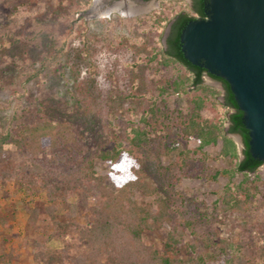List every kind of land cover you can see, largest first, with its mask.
Here are the masks:
<instances>
[{"label": "trees", "instance_id": "obj_1", "mask_svg": "<svg viewBox=\"0 0 264 264\" xmlns=\"http://www.w3.org/2000/svg\"><path fill=\"white\" fill-rule=\"evenodd\" d=\"M29 1L14 0L15 6L0 17V38L18 27L19 18L25 13L24 10L21 14L20 8ZM52 2L54 14L73 18V23L76 22L75 15L86 12L92 4V0ZM178 2H174L172 9L175 11L172 19L177 18V21L172 27L167 48H153L155 54L150 58V62L158 60L157 72L165 75L163 84L151 97L152 105L121 141L99 149L93 158L87 157L85 149L75 148L79 141L75 127L53 118L45 97L38 99L39 104L18 103L6 120L7 125L0 123V154L13 149L23 159L21 165L14 167L0 164V197L8 200L3 210L0 209V247L7 244L10 247H32L31 256L37 264H73L74 261H88L89 264H203V256L188 260L176 258L185 236L184 227L191 228L193 221L185 219L182 213L181 216L179 210L180 218L173 217V205L168 197L159 193L157 183L146 171L144 157L138 154L139 149L160 134L165 154L176 152L181 159L178 165L183 174L188 173L189 160L194 161L198 155H204L205 147L216 146L221 141L219 155L229 158L231 166L207 176L216 181L220 177L229 180L222 197L223 210H247L251 193L246 191L248 185L257 179V176L253 179L250 175L257 173L264 162L250 152L249 130L229 84L212 76L224 84L225 95L220 102L217 98L222 92L204 83L205 69L185 59L181 33L193 13L187 5L183 8ZM195 2V11L203 14L204 0ZM172 19L160 15L155 22L161 26ZM67 43L68 39L64 37L61 45L45 61L57 60ZM177 66L184 68L185 74L173 78L167 72ZM191 87L194 94L190 95ZM186 95L189 96L186 105L170 106V100ZM210 105H218L219 119L209 115ZM226 122L229 123L228 129L224 127ZM234 134L243 140L242 159L236 142L230 137ZM192 139H197L200 144L195 150L187 148ZM96 162L105 165L109 172L100 175L96 171ZM236 174H242L244 179L235 190L231 181ZM243 184L247 185L242 187ZM135 190L146 198L157 197L141 204L133 198ZM243 192L247 193L245 198ZM92 198L97 200L92 203ZM4 212L11 213L13 220L9 221ZM19 214L22 225L15 219ZM165 224L171 225V230L163 248L140 246L145 231L161 229ZM23 231L29 235L41 232L42 235L26 243L11 244L13 238H21ZM66 240L85 247L83 254L74 258L72 250L66 252L53 246L56 241ZM208 240L206 246L210 248L212 239ZM19 260L20 253L14 248L0 255V264H13ZM256 260L255 252L243 242L228 263L257 264Z\"/></svg>", "mask_w": 264, "mask_h": 264}, {"label": "rangeland", "instance_id": "obj_2", "mask_svg": "<svg viewBox=\"0 0 264 264\" xmlns=\"http://www.w3.org/2000/svg\"><path fill=\"white\" fill-rule=\"evenodd\" d=\"M175 1L151 0L139 5L132 0H92L89 10L77 13L73 23V18L54 14L52 0H30L20 8L21 14L24 10L25 13L19 18L18 27L0 38V123L7 125L6 120L18 103L39 104L38 99L45 97L52 117L75 127L79 140L75 148L85 149L87 157L93 158L99 149L121 141L152 105L151 97L163 84L165 75L157 72L158 60L150 62V58L155 54L153 48L165 49V32L175 15L172 10ZM178 1L183 8L190 3V0ZM120 4L122 9H127L130 4L137 5L139 11L125 14L112 9ZM14 6V0H0V17ZM160 15L172 20L160 26L155 22ZM64 37L68 39L64 53L53 62L45 61ZM167 73L174 78L183 76L185 69L177 66ZM208 82L206 85L210 86ZM193 89L189 88L190 95L194 94ZM217 99L223 102V94ZM188 102L186 95L170 100V106L179 103L184 106ZM158 103L162 104L161 101ZM217 107H209L213 119L221 117ZM224 127L228 129L229 123L226 122ZM230 137L236 142L242 159L244 145L241 147V141L235 135ZM199 145L197 139H192L187 148L195 150ZM221 149V141L216 146L205 147L204 155L189 160L187 174L180 170L181 159L176 152L165 154L161 134L139 149L138 154L144 157L146 171L157 183L159 193L168 197L173 205V217L180 218L182 213L185 219L193 221L191 228L184 227L185 236L176 258L188 260L203 256V264H229L238 245L245 242V246L255 252L257 264H264V164L257 173L250 175L257 179L246 191L251 193L247 210H223L222 197L229 180L220 177L216 181L207 176L231 166L229 158L219 155ZM22 162L20 154L13 149L0 154V164L6 167ZM96 171L103 176L109 172L98 162ZM243 179L242 174L234 175L231 187L236 190ZM241 194L243 198L247 195ZM133 196L141 204L157 197H143L137 190ZM96 200L92 198L91 202ZM7 203L8 200L0 197L1 210ZM3 215L9 221L13 220L11 213L4 212ZM20 218V214L15 217L22 225ZM170 230L171 225L165 224L161 229L145 231L140 246L163 248ZM23 232L21 238H13L11 244L26 243L42 235L41 232L36 235ZM208 239H212L210 248L206 246ZM10 246L0 247V255L14 248L20 253V260L13 264H37L31 256L32 247ZM53 246L66 252L72 250L74 258L80 257L85 250L71 240L56 241ZM73 264L89 262L74 261Z\"/></svg>", "mask_w": 264, "mask_h": 264}, {"label": "water", "instance_id": "obj_3", "mask_svg": "<svg viewBox=\"0 0 264 264\" xmlns=\"http://www.w3.org/2000/svg\"><path fill=\"white\" fill-rule=\"evenodd\" d=\"M181 42L190 63L204 61L229 84L249 130L250 152L264 162V0H211L210 18L191 22Z\"/></svg>", "mask_w": 264, "mask_h": 264}, {"label": "flooded vegetation", "instance_id": "obj_4", "mask_svg": "<svg viewBox=\"0 0 264 264\" xmlns=\"http://www.w3.org/2000/svg\"><path fill=\"white\" fill-rule=\"evenodd\" d=\"M127 1V0H126ZM132 1H135L137 3H139V5H142L144 3H149L151 0H132ZM195 0H190V3L188 4L189 6V10L193 13L191 14V20L187 23V25L185 26V28L191 23V22H194V21H202V20H207L210 18L211 16V0H204L203 2V14L201 13H198L195 11ZM132 4H130L131 6ZM129 6V7H130ZM137 12V11H136ZM135 13V12H134ZM132 14V13H131ZM177 21V18L173 19L169 24H168V27L166 29V32H165V37H166V46L165 48H167V42H168V38L170 37L171 35V31H172V27L173 25L176 23ZM185 28L183 29V31L185 30ZM182 31V32H183ZM182 34V33H181ZM182 44V42H181ZM183 50V48H182ZM184 53V52H183ZM184 57L185 59L187 60L185 54H184ZM194 65V64H193ZM199 67H202L205 69V72H204V76H203V80H204V83L206 84V81H210L208 83H210V86L214 87L215 89H218L222 92L223 95H225V88H224V84L222 81L220 80H216L214 78H212V76H215L213 74H211L209 72V70L207 68H205V63L204 61H200L199 64H198ZM236 135V134H235Z\"/></svg>", "mask_w": 264, "mask_h": 264}, {"label": "bare ground", "instance_id": "obj_5", "mask_svg": "<svg viewBox=\"0 0 264 264\" xmlns=\"http://www.w3.org/2000/svg\"><path fill=\"white\" fill-rule=\"evenodd\" d=\"M124 8V7H123ZM150 8V7H149ZM112 9H114V10H116V11H122L123 13H125V14H131V13H134V12H136V11H139L138 9H139V6H137V5H131L130 7L128 6V8L127 9H122L121 8V4L119 5V6H116L115 8H112ZM107 12L109 13L110 12V10H107Z\"/></svg>", "mask_w": 264, "mask_h": 264}]
</instances>
